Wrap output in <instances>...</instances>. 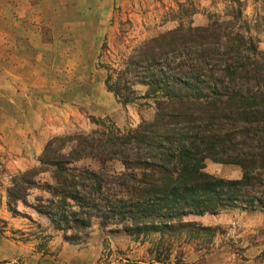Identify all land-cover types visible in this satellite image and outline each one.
I'll return each instance as SVG.
<instances>
[{
  "label": "trees",
  "instance_id": "obj_1",
  "mask_svg": "<svg viewBox=\"0 0 264 264\" xmlns=\"http://www.w3.org/2000/svg\"><path fill=\"white\" fill-rule=\"evenodd\" d=\"M233 2L229 20L206 26L194 25L192 5H179L169 17L177 27L109 68L107 90L123 107L139 99L152 103L151 121L129 130L98 121L89 134L53 138L40 166L12 179V217L20 216L22 203L48 221L43 227L23 216L40 233L41 250L52 240L49 230L78 244L97 225L134 242L154 237L149 254L164 263L174 240L210 230L187 218L239 204L264 210V50L250 35L242 2ZM81 161L91 165L75 167ZM208 161L238 166L242 178L210 175Z\"/></svg>",
  "mask_w": 264,
  "mask_h": 264
},
{
  "label": "rangeland",
  "instance_id": "obj_2",
  "mask_svg": "<svg viewBox=\"0 0 264 264\" xmlns=\"http://www.w3.org/2000/svg\"><path fill=\"white\" fill-rule=\"evenodd\" d=\"M233 1L0 0V108H5L6 102L12 105L18 124L25 121L27 102L36 95L38 101L49 102L55 110L73 108L70 121L75 126L47 143L53 138L89 134L98 128V121L110 120L121 130L136 129L142 121L154 118V105L139 99L122 107L107 90L109 68H118L144 41L177 27L169 17L177 14L179 5H192L197 11L192 18L194 25L206 26L214 18L229 20L236 8ZM239 1L250 35L264 50V0ZM35 83L38 87L31 90L36 88V92L28 94ZM135 90L143 95L146 89L137 85ZM99 108L109 115H95ZM114 120L120 121V127ZM90 165L81 161L75 167ZM205 171L225 180L242 178L238 166L212 161L207 162ZM29 201L34 204L33 198ZM8 203L7 196L5 208L9 212ZM17 209L20 216L10 225L0 221V233L16 244L0 264H264V210L260 207L239 204L218 215L202 216L195 223L210 230L201 231L199 236L186 232L174 240L172 256L164 263L149 254L154 237L134 242L122 231L97 225L78 244L66 243L60 233L49 230L46 235L52 240L41 250L40 233L23 216L43 227H47V219L22 203Z\"/></svg>",
  "mask_w": 264,
  "mask_h": 264
},
{
  "label": "crops",
  "instance_id": "obj_3",
  "mask_svg": "<svg viewBox=\"0 0 264 264\" xmlns=\"http://www.w3.org/2000/svg\"><path fill=\"white\" fill-rule=\"evenodd\" d=\"M30 87L28 94L32 92V87H38V85L35 83ZM34 92L36 88L32 93ZM37 98L39 96L36 95L34 98H29L33 100L28 99L27 117L20 124L16 121V114L10 109L12 105L6 102L5 108H0V221L7 222L8 225L14 219L5 208L11 178L19 172L37 166L47 141L53 136L69 133L75 126V123L70 121L71 115L75 114L73 108L64 106L61 111L55 110L49 102L45 105ZM98 110L96 111L98 114L95 113V115L102 117L109 115L105 113L106 109L99 108ZM114 121L120 127V121ZM190 218L191 221L197 222L202 216H191ZM14 242L0 233V261L10 256L9 249L13 245L16 246Z\"/></svg>",
  "mask_w": 264,
  "mask_h": 264
}]
</instances>
